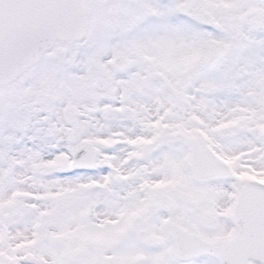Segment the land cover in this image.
I'll use <instances>...</instances> for the list:
<instances>
[{"label":"snow or ice","instance_id":"obj_1","mask_svg":"<svg viewBox=\"0 0 264 264\" xmlns=\"http://www.w3.org/2000/svg\"><path fill=\"white\" fill-rule=\"evenodd\" d=\"M0 264H264V0H0Z\"/></svg>","mask_w":264,"mask_h":264}]
</instances>
